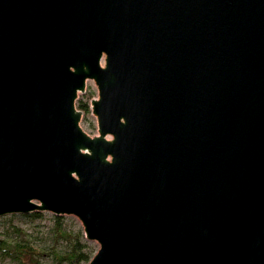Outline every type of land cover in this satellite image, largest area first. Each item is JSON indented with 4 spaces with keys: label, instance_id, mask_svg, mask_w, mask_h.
<instances>
[{
    "label": "water",
    "instance_id": "1",
    "mask_svg": "<svg viewBox=\"0 0 264 264\" xmlns=\"http://www.w3.org/2000/svg\"><path fill=\"white\" fill-rule=\"evenodd\" d=\"M33 213L88 264H264V0H0V218Z\"/></svg>",
    "mask_w": 264,
    "mask_h": 264
},
{
    "label": "trees",
    "instance_id": "2",
    "mask_svg": "<svg viewBox=\"0 0 264 264\" xmlns=\"http://www.w3.org/2000/svg\"><path fill=\"white\" fill-rule=\"evenodd\" d=\"M77 110L82 114H89V104L78 101ZM43 215L33 213L23 215L25 219H38ZM53 226L49 232L55 242L64 241L63 248L59 250L55 247L35 250L22 240L20 231L13 227L11 231L0 232V261L10 260L20 264H42L43 260L52 264H88L93 257V252L89 250L84 242V235L81 230L68 229L63 224L64 217H53Z\"/></svg>",
    "mask_w": 264,
    "mask_h": 264
},
{
    "label": "rangeland",
    "instance_id": "3",
    "mask_svg": "<svg viewBox=\"0 0 264 264\" xmlns=\"http://www.w3.org/2000/svg\"><path fill=\"white\" fill-rule=\"evenodd\" d=\"M103 65V62H102ZM98 93L95 84L92 81H88L86 84L85 93L79 94L78 101H82L84 103L89 104L90 110V102L91 100L97 99ZM81 129L89 136V137H96L98 136V128L96 119L92 116L91 110L89 114H82L81 122H80ZM110 139V137H108ZM43 216L38 219H25L23 215H12L0 218V232L11 231L13 227H16L20 231V236L22 240L27 241L29 246L35 250L39 249H48L51 247H55V242L52 240L49 232L53 226V216L50 213H41ZM64 226L68 229L74 230H82L80 222L74 217H67L64 216L63 220ZM84 235V234H83ZM53 241V242H52ZM84 242L87 244L90 251L94 254L99 249V246L95 242H89L84 238ZM58 245L56 248L61 250L64 245V241L55 242ZM0 264H20L18 262L10 261V260H1ZM29 264V263H26ZM42 264H52L49 261L43 260Z\"/></svg>",
    "mask_w": 264,
    "mask_h": 264
}]
</instances>
